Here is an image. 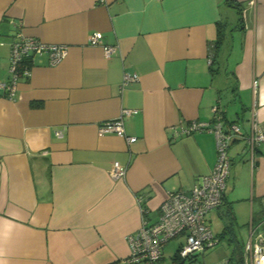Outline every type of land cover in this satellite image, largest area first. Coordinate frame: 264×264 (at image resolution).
I'll return each mask as SVG.
<instances>
[{"label": "crops", "instance_id": "1", "mask_svg": "<svg viewBox=\"0 0 264 264\" xmlns=\"http://www.w3.org/2000/svg\"><path fill=\"white\" fill-rule=\"evenodd\" d=\"M19 31L67 52L33 55L13 98L0 88V264H132L127 236L215 164L214 133L181 128L211 125L218 106L222 122L264 129V0H0V83ZM124 72L138 79L122 85ZM123 109L133 142L99 130ZM229 156L207 221H222L218 242L245 230L244 245L264 229V142L251 155L233 139Z\"/></svg>", "mask_w": 264, "mask_h": 264}, {"label": "built area", "instance_id": "2", "mask_svg": "<svg viewBox=\"0 0 264 264\" xmlns=\"http://www.w3.org/2000/svg\"><path fill=\"white\" fill-rule=\"evenodd\" d=\"M101 34L93 32L89 36V43H100ZM115 51V46L104 45L103 52L109 57ZM67 46L62 44H45L33 37L17 32L11 46L9 56V77L7 81L0 83L4 94L13 98L15 94V82L20 76L29 77L30 61L33 55L46 54L50 64L58 63L66 54ZM138 79L136 73L124 72L122 85ZM254 87L257 80L253 81ZM218 106L213 107L215 117L211 125L191 122L181 128L180 133H191L195 130H209L216 138V161L212 170L197 179L193 187L185 191H171L160 207L158 220L153 223H143L138 231L127 236L130 253L127 258L132 264H160L163 260V248L169 240L178 238V247L173 255V264L180 261H193L199 254H203L208 248L218 242L217 236L211 230L207 221V213L217 208L222 203L226 188V181L230 170L229 147L233 139L242 138L248 143L251 155L254 148L264 142V129L252 121L249 134L242 131L237 123H224L218 114ZM134 112L123 109L114 120L100 125V132H114L124 137L128 142L136 138L128 136L123 127L122 116ZM61 135L60 131L56 132ZM113 177L119 178L124 174V169L115 167L111 171ZM243 245V252L236 264H264V229L252 231ZM209 264V263H202ZM215 264V263H211ZM218 264H232L226 259Z\"/></svg>", "mask_w": 264, "mask_h": 264}, {"label": "rangeland", "instance_id": "3", "mask_svg": "<svg viewBox=\"0 0 264 264\" xmlns=\"http://www.w3.org/2000/svg\"><path fill=\"white\" fill-rule=\"evenodd\" d=\"M208 218L209 214L207 215V219ZM227 222L229 226V221ZM209 223L214 233H221L223 223L217 216L212 214V219ZM245 234V230H239V227H233L232 231L226 229L216 245L208 248L203 254H199L195 260H187L184 264H202L204 262L218 264L228 258H232L231 263L236 264L237 260H239V256L243 252L242 244L245 240ZM178 242L179 239L174 238L165 244L163 248V260L160 264H173L172 258L176 253Z\"/></svg>", "mask_w": 264, "mask_h": 264}, {"label": "trees", "instance_id": "4", "mask_svg": "<svg viewBox=\"0 0 264 264\" xmlns=\"http://www.w3.org/2000/svg\"><path fill=\"white\" fill-rule=\"evenodd\" d=\"M220 42V32H219V36L217 38V41H216V45Z\"/></svg>", "mask_w": 264, "mask_h": 264}, {"label": "water", "instance_id": "5", "mask_svg": "<svg viewBox=\"0 0 264 264\" xmlns=\"http://www.w3.org/2000/svg\"><path fill=\"white\" fill-rule=\"evenodd\" d=\"M178 264H183V261H180Z\"/></svg>", "mask_w": 264, "mask_h": 264}]
</instances>
